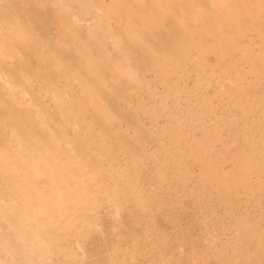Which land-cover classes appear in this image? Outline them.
I'll return each mask as SVG.
<instances>
[{"label":"rangeland","instance_id":"obj_1","mask_svg":"<svg viewBox=\"0 0 264 264\" xmlns=\"http://www.w3.org/2000/svg\"><path fill=\"white\" fill-rule=\"evenodd\" d=\"M0 264H264V0H0Z\"/></svg>","mask_w":264,"mask_h":264}]
</instances>
